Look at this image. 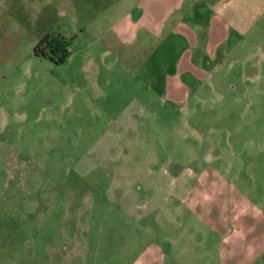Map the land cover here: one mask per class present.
<instances>
[{
  "label": "rangeland",
  "instance_id": "rangeland-1",
  "mask_svg": "<svg viewBox=\"0 0 264 264\" xmlns=\"http://www.w3.org/2000/svg\"><path fill=\"white\" fill-rule=\"evenodd\" d=\"M113 1L0 0V264H264V14L218 49L211 74L180 76L199 93L177 103L154 94L177 42L140 63L134 47L106 56L87 77L91 30ZM45 34L69 41L61 63L32 54ZM170 161L191 177L173 241L169 208L132 223L105 191L132 183L112 177L122 164L130 178L162 165V198L179 202Z\"/></svg>",
  "mask_w": 264,
  "mask_h": 264
},
{
  "label": "crops",
  "instance_id": "crops-1",
  "mask_svg": "<svg viewBox=\"0 0 264 264\" xmlns=\"http://www.w3.org/2000/svg\"><path fill=\"white\" fill-rule=\"evenodd\" d=\"M263 14L264 0H114L101 12L97 24L95 26L91 24L92 27L94 26L91 30L94 41L89 44L87 60L85 58L84 67L87 77L99 75L100 70H103L101 65L105 64L106 56L113 55L112 63L122 61L126 59L127 50L134 47L135 51L144 50L143 55H140V52L136 55L140 63L148 61L158 45L170 41L177 42L180 44V49L178 57L173 62V72L170 74L165 72L162 91L154 94L163 96L164 101L172 99L175 102H186L189 96H197L199 89L191 88L192 85L189 86L188 83L183 82L180 76L186 74L190 80L199 81L205 78L204 75L208 71L211 74L212 71L206 70L205 64L215 61L218 49L222 45L224 47L226 45L227 49L232 34L245 33L256 20V16ZM232 48L235 51V45H232ZM136 142L130 140V147L134 145L138 151L142 150ZM175 163L168 162L170 168L168 178L181 194L180 203L173 200L172 195L162 198V195L167 192L169 183H157L156 177L162 165L156 170L157 172H153L152 176L142 177L136 173L130 178L131 164H122L112 177L115 180L127 178L132 183L108 185L105 189L108 196L115 195L118 208L124 210L126 202H129L132 213L129 212L131 214L128 213L125 218L132 223L149 221L143 218L154 213L153 217L156 218V211L163 207L169 208V211L165 212L164 235L170 239L169 235L175 223L174 218L177 217L173 215V211L175 208L178 209V204L182 206V196L185 197L190 189L191 178L185 175L184 170L188 169L187 167L177 169L173 166ZM158 184L162 187L160 191H156ZM149 189H152L153 193L149 198H143L145 202L142 203V200H138L139 192L144 193ZM129 191L137 192V199L128 197ZM170 200L173 202L166 205ZM141 207L147 209L139 211L137 208ZM150 220L154 223V219Z\"/></svg>",
  "mask_w": 264,
  "mask_h": 264
},
{
  "label": "trees",
  "instance_id": "trees-1",
  "mask_svg": "<svg viewBox=\"0 0 264 264\" xmlns=\"http://www.w3.org/2000/svg\"><path fill=\"white\" fill-rule=\"evenodd\" d=\"M68 43L59 35H43L31 48L34 56L47 58L54 64L61 63L68 55Z\"/></svg>",
  "mask_w": 264,
  "mask_h": 264
}]
</instances>
